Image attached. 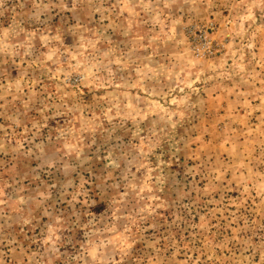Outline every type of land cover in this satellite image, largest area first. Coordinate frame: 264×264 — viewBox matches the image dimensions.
<instances>
[{"label": "rangeland", "instance_id": "1", "mask_svg": "<svg viewBox=\"0 0 264 264\" xmlns=\"http://www.w3.org/2000/svg\"><path fill=\"white\" fill-rule=\"evenodd\" d=\"M0 264H264V0H0Z\"/></svg>", "mask_w": 264, "mask_h": 264}]
</instances>
